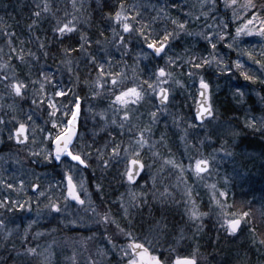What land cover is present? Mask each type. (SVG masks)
<instances>
[{"label":"rangeland","instance_id":"rangeland-1","mask_svg":"<svg viewBox=\"0 0 264 264\" xmlns=\"http://www.w3.org/2000/svg\"><path fill=\"white\" fill-rule=\"evenodd\" d=\"M45 2L49 5L50 11L42 12L40 18L34 17L33 11L40 10L36 8V4L43 6ZM76 2L77 8L81 3L83 4V9L80 12L72 7V0H0V29H3L0 31V48L3 49V53L10 51L7 45L8 37L3 34L4 31H17L15 32L16 36L12 38L13 47H26L27 44L21 45L20 43V41H24L37 55L41 50L39 43L43 37L53 38L57 35L53 32L56 22L71 19L73 14L80 18L77 22V31L65 36L78 39L81 33L88 36V31H94L93 20L102 15L106 19L108 34L102 36L99 50L101 52L103 50L104 53L110 50H119L124 53L122 66L108 58V61H111V66L109 67L108 64L107 69L109 70L106 73L110 71L112 75H106L105 79L108 83L104 88L99 89L100 95H94L90 90V85L94 83L98 75L97 67L92 65L86 71L85 80L81 81L83 74L80 67L85 62L84 54H89L87 51L90 52L89 48L86 53L71 56L72 71L69 72L68 67L66 70L68 79L71 78L70 84L66 85L69 89L67 91L63 90L64 87L59 89L67 94L71 90L70 94L73 99L76 97L83 99L80 131L73 150L91 153L90 158L85 157L89 163L88 168L84 169L68 159L63 160L60 165H56L54 159L51 163L45 159L44 153L53 151V143L47 137L54 138L57 134V129L52 128L51 122L52 120L59 122L56 116H49L50 109L47 103L37 104L38 118L41 117L45 120L37 123V126L31 131L28 129L29 142L14 147L10 152L1 151L4 132L6 128L11 129L10 122L15 124L11 132L13 136L19 123L23 122H20L16 118L17 116L12 113L15 107H19V100L13 96L12 98L10 96L11 99L8 100L0 95V113L12 114H6L9 120L3 117L4 123L0 124V201L5 202V196L8 194L12 196L13 202H18L12 206L13 210L0 208V223L4 225L3 228H0V262L2 261V264H92V261H96L97 264H127V257L121 260V256L124 255L121 249L128 248V245L135 242L144 244L153 255L161 257L166 264H173L176 258L189 257L194 251L198 264H210L209 261L213 255H216L208 245L211 243V238L228 239L230 237L221 227V223L225 219L240 218L242 213L248 212L250 215L242 221L237 234L243 233L244 230L247 232L251 228H254L255 231L259 230L256 226L257 219L251 209L239 202L238 192L245 201L264 205V177H262L264 168L261 166L260 153L251 148L243 152L246 149L244 146L237 147V142L231 145L233 141H229V139L223 141L218 139L220 142L217 144L216 130L222 128L223 125L213 107V99L215 95L221 94L224 88L228 87L232 96L238 98L237 101L246 107V115L254 116V111L248 100L256 99L257 105H261V90L249 93L246 90L237 89L239 78L241 81H244V78L241 75V70L236 69L234 65L237 61L244 65L242 58L246 54L243 53L248 47L263 49L264 38L256 35L241 34L239 37L234 35L238 46L236 52L239 55L235 56L233 60L229 58L228 54L221 53L224 41H219L215 50L216 59L221 60L223 65L229 66L224 73L217 71L218 65L215 60L210 66L195 69L186 62L188 58L179 59L174 56L172 51L171 55L164 52L166 54L160 63L154 62L149 65L152 78L144 79V73L139 74V70L140 66L146 65L147 55L141 52L136 53L133 47V37L137 34L122 33V26L108 18L115 15L120 4L115 6L114 0H76ZM12 4H16V6H10ZM123 4L129 16H135L136 11H139L140 15L137 20L132 22L135 28H140V21L149 18L150 15L151 20L152 17L159 15L161 28H157V33H161L165 29L172 31L175 28L169 19L164 18V13L159 12L160 9H164V12L171 18L186 23L187 30L192 33L189 36L181 32L178 38L170 40L167 48H170L180 37H192L194 43L203 48L202 53L199 54L205 56L212 49L208 42L198 34L207 31L209 35H213L215 40L214 33L223 31L222 28L225 24V19L219 16L218 8L223 10L231 8L225 7L224 0H216L214 8L211 3L201 7V0H124ZM133 5L136 6L135 9H133ZM13 7H16V11L12 9ZM144 8H147L149 15L148 12L141 14L140 11H144ZM202 12L208 14L207 19L201 15ZM185 13H191V15L186 16ZM196 16L200 18L196 20ZM33 20H36L37 23L32 29H29L28 25ZM245 23L244 20L243 25ZM148 25L151 28V25ZM259 26V22H256L255 25L249 27L259 28ZM114 28L117 32L125 35L126 47L115 46L119 44V40H113ZM148 31H151L152 35H157L153 34L150 29ZM177 31L180 30L177 29ZM223 33L225 34V32ZM20 37H25V39L20 40ZM258 44L260 47L257 46ZM229 49L231 50V48ZM3 53H0V63L2 60L7 63ZM170 57L177 66L168 64ZM161 67L173 74L169 83L160 85L170 89L168 104L163 107L166 111H160L162 107L158 105L155 95L151 90H147L146 84H143L147 95L136 104L129 103L127 105L131 119L126 123L125 128L120 129L112 125L113 118L119 123L120 117L124 114L123 110L119 113L114 112L113 107H121L120 105L111 106L115 96L122 89L126 90L128 87L142 85L145 80L155 82L153 73ZM12 69L14 67L10 62L9 67L0 72V75L7 73L10 78L15 75L16 79L17 71L14 69L13 73ZM189 72L194 74L189 76ZM236 72L240 73L238 81L231 83L228 81V77L235 79ZM117 73H123V75L117 76ZM201 77L210 86L211 105L214 110L211 122L203 126L196 124L194 116ZM221 77L223 78L220 80ZM113 78L118 79L121 83L113 86L111 84ZM175 81H179V83L177 84ZM244 85H246L245 82ZM240 92L244 93L242 100L239 97ZM58 107L60 110L57 113H60L65 106L59 103ZM73 107L74 104L71 108ZM153 111L157 112L159 117V122L155 125H151L150 113ZM101 113L106 117L107 125L105 120H101ZM193 123L197 127L189 128V124ZM133 125L136 127H132ZM149 125L152 127L149 143L154 144V147H145L139 157L125 156L121 151L120 157L114 158L106 170L103 168V162L97 159L96 150L98 148L105 153V159H107L111 155L112 144L120 143L122 148L128 147L130 143L135 142L134 138L139 134V129ZM229 131L230 129L227 128L223 133ZM145 135L148 136L147 133ZM162 135L163 140H161ZM33 137L35 143H32ZM181 137L184 139L182 140ZM171 140L176 141L175 146L170 145ZM48 143L50 148L47 147ZM105 144L108 145L107 148L104 147ZM222 145L223 147H221ZM32 152L40 153V155H32ZM153 152L159 153V155L154 156ZM227 152H231L232 155H227ZM131 158L139 159L146 166L145 175L136 187L128 185L125 177L126 185L120 183L119 178L117 180L119 172L123 173L129 167ZM198 159L209 160V171L202 174V179L197 178L194 172ZM164 160H173L176 164L181 165L183 176L181 177L180 168H173L170 164L166 165ZM234 161L236 162L233 167L227 170L226 164L230 165ZM37 162L42 163L47 172H42L41 175L33 173L32 163ZM54 164L58 168L47 170L48 165L52 167ZM69 166H71V171H69ZM86 170L89 171L88 174H86ZM109 170L118 174H114L115 177L111 175V183H104L102 171ZM55 175L61 181L57 182ZM66 175L73 177L77 192L80 198L85 201L84 205L73 204L66 199ZM41 180L46 182L43 187L39 184ZM154 182L155 187H153ZM81 183H83V188H81ZM8 184L12 185V188L6 187ZM98 184L102 187L108 186L106 190L112 186L114 192H118L117 196L115 197L112 192L110 197H114L110 198L105 196L108 192L103 190L98 192L96 190ZM21 185H23L22 189ZM210 185H215V189L209 187ZM35 186H38L37 190L33 191ZM39 187L42 191L38 192ZM84 189L87 191L85 192ZM130 189L138 196L142 194L141 198L146 196V202L141 203L140 199H137L138 206H129L132 199ZM186 190H190V198L185 195ZM41 192L45 195L41 196ZM220 192H224L226 195L220 196ZM65 200H67V205ZM192 201L195 202L200 213L206 214L195 223L189 219L188 212L192 207ZM50 202H55L61 211L55 212L46 207ZM121 202L125 207H128L127 216L124 215V209L120 206ZM20 204L25 207L21 209L18 206ZM93 208L96 209V212L92 211ZM105 212L109 213L110 219L116 223L97 222ZM117 224L124 230L123 232H120ZM162 226L164 227L163 234L159 231ZM262 231L264 235V229ZM106 237L111 238V244L108 243ZM257 238L255 235L254 241L251 234L242 238L241 247L246 253L243 256H246L244 259L247 262L262 254V248ZM261 239H264V236L261 235ZM29 248L35 249L36 254H30L27 251ZM101 251L106 255L100 256L98 253ZM129 252H131L130 249Z\"/></svg>","mask_w":264,"mask_h":264},{"label":"snow or ice","instance_id":"snow-or-ice-1","mask_svg":"<svg viewBox=\"0 0 264 264\" xmlns=\"http://www.w3.org/2000/svg\"><path fill=\"white\" fill-rule=\"evenodd\" d=\"M211 3L212 7H215L216 0H201V7L206 6L207 4ZM225 7H232L233 8V17L236 18L238 15V12L235 8L237 5V0H224ZM72 7L77 11L80 12L83 9V4L81 3L80 7L77 8V2L76 0H72ZM135 5H133V9H135ZM240 7L246 12L250 13L251 16L249 19H247V22L243 25V27H238L236 29V37L241 36V34L248 35V36H260L261 38H264V3H257V0H245V3L240 5ZM36 8L40 10H34L32 15L36 18H40L42 15V12L47 13L50 11L49 5L47 2L41 6L40 4H36ZM257 8H259V11H256ZM159 12L164 13V18L169 19L171 23L175 26V28L172 31H168L165 29L162 37H156L152 38V32L148 31L149 25L144 24L143 21H140V28H135L134 24L132 22H135L137 20V17L140 15L139 11H136L135 16H129L128 13L125 10V5L123 3H120L119 10L115 12L114 16H109L108 18L110 20H114V22L117 25L122 26V33H135L139 35L144 42L147 45V48L151 49L153 53L156 56H160L161 53L165 52V49L168 47L170 40L176 39L180 36L181 32H183L185 35H192L191 32L187 30V25L184 22H180L176 19L171 18L168 16L166 12H164V9H160ZM67 15V14H66ZM186 16L191 15V13H185ZM201 15H203L207 19V13L202 12ZM200 17L196 16L195 19L198 20ZM80 18L76 15H72L71 19H67L66 21L58 20L56 22L55 27L53 28V32L57 34L59 38H63L65 35L74 33L77 31V22ZM153 19H160L159 15L157 17H154ZM259 21V28L256 27H249L250 25H255L256 22ZM37 21L33 20L30 25H28L29 29H32L36 25ZM211 27V25H209ZM226 27V26H225ZM179 29L180 31H177ZM0 31H3V29H0ZM147 32V34H145ZM120 32H117L116 29H113V40L118 39L119 44L115 45L116 47L124 46L126 47V37ZM6 37H8L7 45L10 49L9 53V61L7 63H0V72H3L5 68H8L10 65V61L12 58L18 59L21 63H26V55L29 58L38 60L39 57L36 56L34 52H32L30 49L25 50L23 47L17 49L13 47V40L12 38L16 36L15 32H8L4 31L3 33ZM100 35L103 36V33ZM198 35H200L203 39H205L208 44L210 45L212 51L208 53L207 56L203 54L197 55L196 53H193L191 56H189L188 60L186 61L188 64H190L195 69H201L205 66H210L212 62L215 60L218 67L217 71L220 73H224L228 69V65H223L221 60L216 59V53L215 50L217 48V43L219 41H225L227 40V36L223 33V31L215 32L214 35L216 39H213V35H209L207 31L201 32ZM37 39H39L37 37ZM105 39H107L105 37ZM80 45L79 48H64L62 51L64 53V59L62 60V63H64L68 67V71L71 72V56L73 52H80L85 53L87 51V48L91 47V41L89 37L81 33L80 37ZM236 39L235 37L232 40L231 44H226L225 46L228 48H232L235 44ZM21 45L24 44V41H20ZM97 44H100L101 41L98 39L96 41ZM39 48L41 50L45 49V44L43 41H40ZM0 53H3V49L0 48ZM243 54H246L249 58V60H252L253 63H256L259 65L260 69L264 71V62L261 60L256 59V56L252 52H245ZM44 57L47 58L48 52L44 51L43 53ZM261 55H264V52L261 53ZM88 62L94 65L98 68V75L96 80L92 85H90V90L93 91L94 95H100L99 89H102L105 87V85L108 83V81L105 79L106 75H112L109 71L108 73L105 72V67L103 64L98 63L96 60V57L94 55L89 54L88 55ZM109 67L111 66V61H108ZM168 64L172 66L175 65L174 61L170 57L168 59ZM235 68L238 70H241V75L246 81H250L252 83H256L257 80H259L261 83H264V79L257 77L254 74H249L247 72L243 71V65L237 61L235 63ZM13 73L15 72L14 69H12ZM194 73L189 72L188 75L192 76ZM117 76L123 75V73H117ZM153 75L155 76V82H152L151 80H145L143 81L142 85H137L134 87H128L126 90H121L118 95L115 96V100L111 102V106L120 105L121 107L116 108L113 107L114 112L119 113L121 110H123V115L120 117V122L117 123V120L113 118L111 120V124L117 126L120 129H124L126 126V123L130 121L131 117L129 115V112L127 111V105L129 103L136 104L137 102L144 99V96L147 95V90H151V92L155 95L156 99H159L161 105H166L169 100V92L170 89L161 87V84H167L169 83V80L172 78V72L166 70V68L161 67L158 68ZM50 77L46 74L43 75L42 80H32L31 83L33 85H36L39 83L40 87L38 89L39 92H44L45 90V84L44 82L50 81ZM79 78L77 77V80ZM0 82L3 83L4 87L10 91V93L14 94L16 97H21L26 94L25 89L27 88V84L23 81L15 79V75H13L11 78L8 76L7 73H4L3 75H0ZM177 84L179 81H175ZM87 84V82H85ZM118 83H121L116 78L111 79V84L113 86L117 85ZM200 103L197 107V113L195 119L200 121V126L204 125L205 120L211 121V119L214 117V110L210 102V95L209 90L210 86L203 77L200 78ZM143 84L147 85V90L143 88ZM71 91V90H69ZM67 93L64 91H58L55 93L56 96L63 97ZM244 93L240 92L239 97L243 98ZM45 99L40 100V104L45 103ZM261 101L264 102V97H261ZM33 104H36V99L32 100ZM48 108L50 109L49 116L55 117L57 112L60 110L57 104L53 103L51 100H47ZM74 108H68L66 112H64L65 117H70L67 119L66 123L58 124L55 120H52V128L57 129V134L53 138L52 136H48L47 139L51 140L52 143L55 145L54 153L53 151H47L44 153L45 159L48 160L49 163L52 162L53 156L56 161H60L62 157H68L72 161H74L76 164L83 166L84 168L89 167L88 161L85 159V157H91L90 152H83V151H74V145L73 141L74 138L77 136V123L78 119L80 117L81 113V102L79 97H76L73 100ZM161 112H165V108L160 109ZM150 116L152 118L151 125H155L159 122L158 113L153 111L150 113ZM101 120L106 121V117L104 114H100ZM31 119V116L29 117ZM176 121L174 120V123ZM4 121L0 119V124H3ZM19 123V122H18ZM107 125V121H106ZM151 125L145 126L143 128L139 129V134L134 138V143H130L128 147L122 148L120 143H114L112 144L111 148V155L108 156L107 159H105V153L101 151V149H97V159L103 162V168L106 170L109 166V163L114 159L118 158L121 155V151L124 152L125 156H131V157H139L141 155V151L145 147L152 148L154 147V144H150V136L152 132ZM245 128L251 129L253 132H260L262 135H264V114H262L260 117L251 116L246 117L244 122ZM132 127H136L133 125ZM197 127L196 124H189V128ZM62 129V130H61ZM104 130V129H102ZM131 130V129H129ZM27 128L23 123H19V127L15 129L14 136L10 135L9 139H15L17 144H27L29 142V138L26 135ZM145 133L148 134V136L145 135ZM123 134V133H121ZM111 136V133H109ZM233 136L239 135L238 132L233 131ZM163 135L161 136V140H163ZM115 139L114 137L112 138ZM183 140L184 137H181ZM35 138L33 137L32 143H35ZM105 148L108 147L107 144L104 146ZM223 147V145L221 146ZM227 155H232L231 152H227ZM32 155H40V153L32 152ZM154 156L159 155V153L153 152ZM164 164L168 165L170 164L173 168H180V174L181 177L183 176V167L181 165H178L173 160H164ZM145 168V165L142 161L136 158H131L130 160V166L126 168L125 172L122 173V176H124L128 182L129 185L136 183V176L143 171ZM69 171H71V166H69ZM209 171V160L208 159H198L196 160L195 164V175L197 178H203V173H206ZM67 179V199L75 201L77 204L84 205L85 201L80 198L79 193L77 192L76 185L73 183V177L71 175H66ZM8 188H12V185L8 184L6 185ZM38 186H35L33 188V191H36V188ZM153 187H155V182L153 183ZM209 187L215 189V185H210ZM23 188V185H21V189ZM81 188H83V183H81ZM85 192L87 191L84 189ZM96 190L102 191V186L97 185ZM130 195L132 199L129 202V206H138L136 201L137 199H140L141 203L146 202V196L142 197L138 196L137 193L132 192L131 189ZM41 196L45 195V193L41 192ZM185 195L191 197L190 190H186ZM220 196H225L226 194L224 192L219 193ZM89 203H91L89 201ZM14 204H18V202H11V203H5L3 201H0V208H10ZM65 204L67 205V200H65ZM21 209L25 207V205H18ZM121 208L124 209V215H128V207H125L124 203L121 202ZM46 207L51 208L52 211L60 212V207L55 202H50V204L46 205ZM30 210V209H29ZM93 212H96V209H92ZM189 212V219L195 223L196 221H199L203 215H206L204 213H200L198 209L195 206V202L192 201V207L188 210ZM248 212H244L241 214L240 218H233L231 220L225 219L221 223V227L225 229L227 235L229 236H236L238 230L241 227L242 221L245 220V218L249 217ZM103 222L104 224H110V223H116L114 220L110 219L109 213L105 212L103 216L100 218L97 222ZM117 228H119V225H116ZM4 225L0 223V228H3ZM120 232H123L124 230L122 228H119ZM160 233L163 234L164 227L162 226L159 229ZM250 231L252 233H255V229L251 228ZM130 235V234H129ZM108 239V243H112L111 238L106 237ZM253 240L255 241V235H253ZM261 246H264V239H261L259 241ZM115 247V245H113ZM129 249H131V252H129ZM30 254H36V250L29 248L27 250ZM121 251L124 253L123 256H121V260H124L125 257H127V264H166V262L158 256L150 255L148 248L145 247L142 243H135L128 245V248L121 249ZM100 256H105L106 253L101 251L98 253ZM92 264H97L96 261H92ZM175 264H198L197 261V255L194 251L193 254L189 257L185 258H178L175 261ZM241 264H247L246 259H243L241 261Z\"/></svg>","mask_w":264,"mask_h":264},{"label":"trees","instance_id":"trees-1","mask_svg":"<svg viewBox=\"0 0 264 264\" xmlns=\"http://www.w3.org/2000/svg\"><path fill=\"white\" fill-rule=\"evenodd\" d=\"M123 1L124 0H114L115 6L119 5L120 3H123ZM243 3H245V0H238L237 1V5L235 6V8L238 12V15L236 16V18L233 17V8L232 7L230 9H227V10H223L221 8H218L219 16L221 18L223 17L225 19V24L223 25L222 30H223V32H225V35L227 36V40H225L223 42V46H221V50H222L221 53L224 55L228 54L229 58H231L232 60L234 59L235 56L239 55L236 52V49L238 48L237 43L235 42V44L233 45L231 50L228 47H226L225 45L232 43L234 35L236 34V29L243 25L244 20L247 22V19H249L251 16L250 13H246L240 7V5H242ZM257 3L258 4L264 3V0H257ZM10 6H16V4H12ZM12 9L16 11V7L15 8L13 7ZM256 11H259V8H257ZM140 12H141V14H143L144 12H148V11L146 8L144 11H140ZM148 15H149V12H148ZM154 17H152V20H151V15H150L149 18L143 20L144 24H147V25L150 24L151 25V28L149 27V29L153 31V34H157V35H152L153 39L156 37H162L163 32H164V31L161 33L156 32L157 28H161V23H160L161 19H153ZM216 17H217V14H216ZM258 22L259 21H257V23ZM93 26H94L93 27L94 31H92V30L88 31V37L91 41V47L89 48L90 52L89 51H87V52L91 55H94L96 57V60L98 63H101L104 65L105 72H107V70H109V69H107L108 58H110L111 61H114L115 63L119 64V66H122L121 63H122V59H123V55H124L123 52H121L119 50H110L109 52L104 53L103 50H102V52L99 50V44L96 43V41L98 39L100 41H102V35H100L101 33H103V37L108 34V32H107L108 26H107L105 17L102 15L97 16L96 19L93 20ZM189 27H191V25H189ZM45 28H46V24H45ZM154 30H155V32H154ZM15 32H17V31H15ZM145 34H147V33H145ZM25 36H27V35L25 34ZM24 39H25V37L24 38L20 37V40H24ZM44 40H45L44 43H45L46 47L44 50L38 51L39 53L36 55L37 57H39L38 60L29 58L26 55V61H27L26 63H21L18 59H15V58H12L10 61L11 66L14 67V69H16V71H17V78L16 79L23 81L28 85L27 88L24 90L26 94L23 96V98L16 97L14 94L10 93V91L4 87L3 83L0 82V84H1V87H0L1 97L3 96V97L8 98V100H10L13 96V97H15L16 100H19V103H20L19 107H15L14 111H12V113L17 116L16 118L20 122H23L24 125H26L28 127L29 131H31L33 128H35L37 126V123H40L43 120H45L41 117L38 118V109H37L38 105L37 104H40L41 99L47 98L45 100V103H47V100H51L52 102L54 101V103L56 102L57 106L59 105V103H62L65 106V107H63V109L61 110L60 113L56 114V119L59 121L58 124L66 123L68 117L64 116V112H66L68 110V108L72 107L73 100H74L73 96H71V94H70L71 93L70 91L68 94H66L63 97L56 96L55 93L58 92L59 89H62L63 87H64L63 90L67 91L69 88L66 85H67V83L71 82V78L68 79V77H67L68 75L66 74L67 66L64 63H62V60L64 59V53L62 50L64 48H73V47L79 48L80 41H78L79 39L77 37L68 38L67 36H64L63 38H59L57 35H55L53 38H49V37L45 36V37H43L42 41H44ZM133 40H134L133 47L136 50V53L141 52V53L147 55V60L145 61L146 65L140 66V70H139L140 73L139 74L144 73V75H143L144 79L148 78V77L152 78L151 73L149 72L148 66L154 62L160 63V61H162L163 56L166 53L157 57L152 53V51H150L147 48L146 43L144 42V40L139 35H135L133 37ZM15 42H17V39H15ZM24 45H26V47L24 46L25 50L30 49V45L28 43H24ZM245 45H243V46H245ZM257 46H259V44ZM262 46H263V49L262 48L260 49L258 47L253 48L252 46H250L246 50H247V52L254 53L256 56V59H259L262 62H264V55H261V53L264 52V42H262ZM201 47L202 46H197L194 43L192 37H189V38L180 37L177 41H175L171 45L170 48H167V50L165 52H167V54L171 55V53L173 51L174 56L179 57V59L189 58V56H191L193 53H196L197 55L199 53H202L203 48H201ZM15 48L19 49L21 47H15ZM44 51L48 52L47 58H45L43 55ZM9 53H10V51H5L3 53L7 62L9 61ZM78 54L80 55L81 53L80 52H73L72 55L75 56ZM89 54H87V53L84 54L85 62L80 67L81 73L83 74V76H82L83 78H81L82 79L81 81L85 80L86 71H88V69L92 66V64L88 62V55ZM242 60H244L243 61V63H244L243 71L244 72H247L249 74H254L257 77L264 79L263 71L260 69L258 64L253 63V61H250L247 55H244ZM1 62L5 63L3 60ZM44 74L49 76L51 79H50V81L44 82V84H45L44 92H39L38 91V89L40 87L39 83L36 85H33L31 83V81L32 80H38V81L42 80ZM236 76L237 77L235 79H231V77L229 76L228 81H230L231 83L237 82L238 81L237 79L240 76V73L236 72ZM222 78L223 77H221L220 80ZM239 80H240V82L236 85L238 87L237 89H243V90L248 91L249 93L255 92L256 90H261L260 96L264 97V83H261L259 80H257L256 83L246 81L245 79H244V81H241L240 78H239ZM244 82L246 85H244ZM69 95H70V97H68ZM10 96H11V98H10ZM80 96L82 97L81 94H80ZM33 99H36V101H37V103L35 104L36 106H34L32 103ZM237 99L238 98L232 96L231 91H229L228 87L224 88V91H222L221 94H219L217 96L215 95V97L213 99V107L217 111V115L220 118L221 123L223 125L222 128H220L219 130L218 129L216 130V138H217L216 142H217V144H219V142L221 140L223 141L225 139H229V141H233L231 143V145H233L235 142H237L238 143L236 145L237 147H239V145L244 146L246 149L243 150V152L246 151L247 149H250V148L255 149V151L258 150V152L260 153L261 166H262V168H264V137L260 132H253L251 129L245 128V126H244L245 118L248 117L245 113L246 107L244 106L243 103H240L239 101H237ZM81 100H82V104H83V99H81ZM248 101H249L250 107L254 111L253 112L254 116L260 117L262 114H264V102L260 101L261 105H257L258 101L256 99L251 98ZM25 103H27V104L25 105ZM6 114L12 115L11 113H7V112L2 113V114L0 113V119H2L3 117H6L9 120V118L6 116ZM30 116H31V119H29ZM210 122L211 121H208L206 124H208ZM10 125H11V129L8 130V128H6V131L4 132L5 135L3 136V139H2L3 140L2 141L3 146L1 148V151L7 150L10 152L12 149H14V147L21 146V145H17L15 143V141H13V139H9V136L11 135V132L14 129L15 124L10 122ZM227 128H229L230 131L228 133H226V132L223 133V131H226ZM233 131L238 132L239 135L233 136L232 135ZM213 136H215V135H213ZM218 139H220V141H218ZM175 142H176L175 140L174 141L171 140L170 145L173 146ZM228 145L230 146V144H228ZM47 147L50 148L49 143H48ZM238 158H239V156H238ZM235 162L236 161H234L230 165L226 164L227 170H228V168H232ZM32 165H33V168H32L33 173L35 172L38 175H41L42 172H47L45 166H43L42 163L37 162V163H32ZM53 168L54 169L58 168V166H56L55 164L52 167L49 165L47 166V170H54ZM85 172H86V174H88L89 171L86 170ZM102 173H103V180H105L104 183H111V180H112L111 175L114 176V174H118L117 172H115L113 170L102 171ZM262 177H264V175H262ZM118 178L121 181L120 183H123L124 185H126L124 183V176H122V172H119L117 180H118ZM55 180L57 182L61 181L60 179H58V176H56ZM39 184H41V187H43V185H46V182L41 180L39 182ZM41 187L38 188V192L42 191ZM107 187L108 186L104 185L102 187V190L104 192H108L107 194H105L106 197H110L111 193L114 192V189L111 186L110 189L108 188V190H106ZM114 194L116 197L118 192L117 193L114 192ZM240 196L241 195H239V192H238L239 202L242 205H246L247 206L246 208L251 209V211L253 212L254 216L257 219L256 226L259 228L260 231L256 230L255 233H252L250 230H248L247 232H245V230H244L243 233L239 232V234H236V236H230L228 239H226V238L217 239L216 237H212L210 240L211 243H209L208 245L211 248L212 252H214V254H216V255H213V258L209 261L210 264H241V261L246 257V256H243V254L246 255V253L243 252L242 247H241L242 246V244H241L242 238L248 234H251V235H256L258 237L257 239H259V241H260L261 235L264 236L263 231H262V229H264V205L263 204H256L254 202L253 203L247 202V201H245V199L243 197H240ZM11 197H12L11 195L6 194L5 199L3 198L5 200V203L13 202V198H11ZM113 197L114 196H112L110 198H113ZM253 206H255V207H253ZM6 208L12 209V207H10V208L6 207ZM244 232L247 234H245ZM261 248H262V250H261L262 254L259 256L256 255L257 257L250 259V262L248 260L247 264H264V246H261ZM217 254H219V255H217ZM14 259H16V258H14ZM0 264H2V261L0 262Z\"/></svg>","mask_w":264,"mask_h":264},{"label":"water","instance_id":"water-1","mask_svg":"<svg viewBox=\"0 0 264 264\" xmlns=\"http://www.w3.org/2000/svg\"><path fill=\"white\" fill-rule=\"evenodd\" d=\"M162 54V53H161ZM200 91H202L201 89H200V84H199V86H198V100H197V103H196V108H195V111H194V116L196 117V113H197V107H198V105H199V103H200V100H201V97H200ZM209 95H210V90H209ZM80 99V98H79ZM157 101H158V105L160 106V107H165V106H167V104L166 105H161V103H160V101H159V99H157ZM80 102H81V112H82V100L80 99ZM210 102H211V97H210ZM74 108V107H73ZM70 118V117H69ZM80 119H81V113H80V117H79V119H78V123H77V136L74 138V141H73V145L75 144V142H76V140H77V138H78V135H79V131H80ZM196 120V119H195ZM207 121H209V120H205L204 121V124L207 122ZM196 122H197V124H199L200 125V121H198V120H196ZM26 126V125H25ZM19 127V126H18ZM17 127V128H18ZM26 128H27V132H28V127L26 126ZM27 132H26V135H27ZM15 133V132H14ZM15 143H16V141H15ZM17 144V143H16ZM17 145H22V144H17ZM53 145V153H54V148H55V145L54 144H52ZM53 159H54V156H53ZM65 159H68L69 161H71V162H73V163H75L74 161H72L70 158H68V157H62L61 158V160L60 161H56L55 159H54V161H55V164L56 165H60L61 163H62V161L63 160H65ZM76 164V163H75ZM78 165V164H77ZM145 165V164H144ZM81 166V165H80ZM129 166H130V161H129ZM81 167H83V166H81ZM84 168V167H83ZM85 169V168H84ZM145 172H146V167L143 169V171H141L137 176H136V183L135 184H132V185H136L140 180H141V178L144 176V174H145ZM207 173V172H206ZM204 174V173H203ZM66 185H67V182H66ZM67 187H68V185H67ZM36 190H37V188H36ZM66 199H67V191H66ZM69 202H71V203H75V204H77L75 201H73V200H70V199H67ZM80 205V204H79ZM131 250V249H130ZM176 261V260H175ZM175 261H174V264H175Z\"/></svg>","mask_w":264,"mask_h":264},{"label":"flooded vegetation","instance_id":"flooded-vegetation-1","mask_svg":"<svg viewBox=\"0 0 264 264\" xmlns=\"http://www.w3.org/2000/svg\"><path fill=\"white\" fill-rule=\"evenodd\" d=\"M146 167V166H145ZM145 175V174H144ZM141 180H142V178H141ZM141 180L136 184V185H130L131 187H136L140 182H141ZM132 244V243H131ZM146 247V246H145ZM147 248V247H146ZM149 250V249H148ZM149 253H150V255H153L152 253H151V251L149 250ZM176 259H178V258H176ZM175 259V260H176ZM174 260V261H175ZM174 261H173V264H174Z\"/></svg>","mask_w":264,"mask_h":264}]
</instances>
